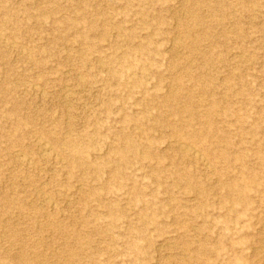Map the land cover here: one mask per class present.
Listing matches in <instances>:
<instances>
[{
    "label": "rangeland",
    "instance_id": "374dc122",
    "mask_svg": "<svg viewBox=\"0 0 264 264\" xmlns=\"http://www.w3.org/2000/svg\"><path fill=\"white\" fill-rule=\"evenodd\" d=\"M0 264H264V0H0Z\"/></svg>",
    "mask_w": 264,
    "mask_h": 264
},
{
    "label": "bare ground",
    "instance_id": "6f19581e",
    "mask_svg": "<svg viewBox=\"0 0 264 264\" xmlns=\"http://www.w3.org/2000/svg\"><path fill=\"white\" fill-rule=\"evenodd\" d=\"M48 145L43 141L42 142L38 141V147L40 148V150H42L44 155H47V156H49L52 152L51 149L48 147ZM174 147H175V149H177L179 151L178 153H180L181 155H183L187 159H190L193 161H201V159H202L198 150L189 148L187 145L182 143L180 140H176L174 142ZM23 155H21L19 153L16 154L17 162L22 164V165L32 164V161H33L32 158H25V156H23Z\"/></svg>",
    "mask_w": 264,
    "mask_h": 264
}]
</instances>
